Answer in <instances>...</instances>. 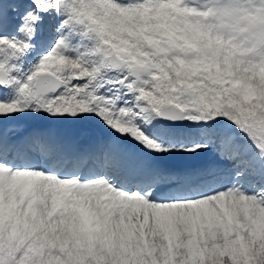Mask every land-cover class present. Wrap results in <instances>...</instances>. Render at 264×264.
Listing matches in <instances>:
<instances>
[{"label":"snow or ice","instance_id":"1","mask_svg":"<svg viewBox=\"0 0 264 264\" xmlns=\"http://www.w3.org/2000/svg\"><path fill=\"white\" fill-rule=\"evenodd\" d=\"M0 264H264V0H0Z\"/></svg>","mask_w":264,"mask_h":264}]
</instances>
